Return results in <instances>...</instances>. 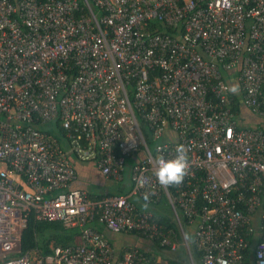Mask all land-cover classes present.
<instances>
[{
  "label": "built area",
  "instance_id": "2783aa9c",
  "mask_svg": "<svg viewBox=\"0 0 264 264\" xmlns=\"http://www.w3.org/2000/svg\"><path fill=\"white\" fill-rule=\"evenodd\" d=\"M242 106L264 116V0H0V264H170L183 246V264L194 249L264 264V125L243 127ZM178 144L188 175L161 188L155 157ZM73 154L117 181L131 161V188L92 199ZM145 192L167 198L180 240L136 204ZM32 215L81 242L23 251ZM94 223L150 248L120 252Z\"/></svg>",
  "mask_w": 264,
  "mask_h": 264
},
{
  "label": "crops",
  "instance_id": "0c3cea01",
  "mask_svg": "<svg viewBox=\"0 0 264 264\" xmlns=\"http://www.w3.org/2000/svg\"><path fill=\"white\" fill-rule=\"evenodd\" d=\"M71 160L73 161L77 170V178L73 181L72 186L75 188L86 190L92 199L100 198L107 194H115L119 192L127 193L132 186L130 181L131 161H129V166L126 172L125 179L123 181H117L111 177H107L103 175L98 165L93 161H81L78 158L74 157L73 155H71ZM164 199L166 201H164ZM134 200L139 207H143L144 204L142 203L141 199L135 197ZM169 208L173 212L169 204V201L167 200V198L164 197L160 203L154 205V209L152 212L156 216H166L173 219L174 215L173 217H171V215L169 214ZM93 226H96L97 228L104 231L108 236V238L110 239V241H112V243L120 252L123 251L124 249L132 247L134 244H138L142 248H148V249L150 248V244L146 240L140 239L136 235L127 234V233L115 234L112 232H108L106 231L104 226L96 223H94ZM192 227H193L192 232L194 234L195 225L187 224L186 232L187 229H190ZM80 242L81 239L78 243ZM181 249L182 248L180 247V250ZM151 250L149 252H152ZM161 254L164 257H166L168 260L171 259L172 261L173 260L178 261L177 259L181 255L171 251H167L166 253H161Z\"/></svg>",
  "mask_w": 264,
  "mask_h": 264
},
{
  "label": "trees",
  "instance_id": "16d2710c",
  "mask_svg": "<svg viewBox=\"0 0 264 264\" xmlns=\"http://www.w3.org/2000/svg\"><path fill=\"white\" fill-rule=\"evenodd\" d=\"M121 194V193H115ZM158 217V216H157ZM161 223L175 229L176 238L180 239L178 228L173 219L166 216H159ZM80 241V227H67L62 221H43L36 219L33 215L30 217L27 227L23 231L22 244L23 251L38 247L42 253L48 254L52 252L51 245L67 246L77 244ZM159 247V245H158ZM160 248V247H159ZM176 253L181 254L178 261H172L170 264H183L185 258V248ZM194 256L198 264L200 263L201 254L194 249Z\"/></svg>",
  "mask_w": 264,
  "mask_h": 264
},
{
  "label": "clouds",
  "instance_id": "9594fccd",
  "mask_svg": "<svg viewBox=\"0 0 264 264\" xmlns=\"http://www.w3.org/2000/svg\"><path fill=\"white\" fill-rule=\"evenodd\" d=\"M228 90L233 94H237L239 85L232 84ZM174 151L175 155L172 158L166 159L163 155L155 157L153 175L160 187L164 189L180 186L188 175L189 158L186 147L182 144H178ZM142 198L144 201L143 206L147 208L150 201L149 193L145 192Z\"/></svg>",
  "mask_w": 264,
  "mask_h": 264
},
{
  "label": "rangeland",
  "instance_id": "374dc122",
  "mask_svg": "<svg viewBox=\"0 0 264 264\" xmlns=\"http://www.w3.org/2000/svg\"><path fill=\"white\" fill-rule=\"evenodd\" d=\"M236 117H237L239 123L243 127L264 125V116L259 115L258 113L252 112L250 108H247L245 106H242V108H241L240 117L239 116H236ZM47 126L53 131L55 136H57L60 139L63 147L66 150H68L70 148V144H69L68 140L65 138L60 125L56 121H52L51 123H48ZM73 156L76 157L75 154H73ZM119 193H121V192H119ZM164 201H166V200L164 199ZM148 208H149V210L153 211L154 205H150V207H148ZM169 214L171 215V217H173V212L171 211L170 208H169ZM192 231H193V227L190 229H187V235H188L190 240H192V235H193ZM151 251L155 252V253H159V251L156 250L155 248H152ZM197 264H198V262H197Z\"/></svg>",
  "mask_w": 264,
  "mask_h": 264
}]
</instances>
